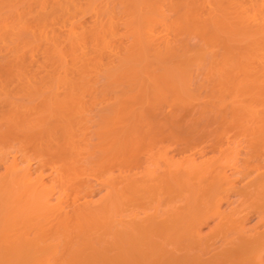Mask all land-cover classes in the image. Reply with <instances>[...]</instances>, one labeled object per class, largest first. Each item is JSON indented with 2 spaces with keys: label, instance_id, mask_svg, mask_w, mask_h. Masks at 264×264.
<instances>
[{
  "label": "bare ground",
  "instance_id": "1",
  "mask_svg": "<svg viewBox=\"0 0 264 264\" xmlns=\"http://www.w3.org/2000/svg\"><path fill=\"white\" fill-rule=\"evenodd\" d=\"M0 81V264H264V0H0Z\"/></svg>",
  "mask_w": 264,
  "mask_h": 264
},
{
  "label": "rangeland",
  "instance_id": "2",
  "mask_svg": "<svg viewBox=\"0 0 264 264\" xmlns=\"http://www.w3.org/2000/svg\"><path fill=\"white\" fill-rule=\"evenodd\" d=\"M11 82H12L14 85H13ZM11 82H10V81H0V99H1L2 97H5L4 95H6V98H4V99L2 98V99L0 100V111H1V109H2V112L0 113V121H3V119H4L1 115H5V113L11 111V110H12V107H14L15 103H13V102H14L13 99H14V98H18V97H22L23 94H21V96H20V95L18 96V94L20 93V92H19V89H20V88H18V85H20L21 87H25V85H26L25 82L23 83V84H24L23 86H22V82H17V81H14V82H16V83H14L13 81H11ZM5 83H6V84H5ZM19 83H21V84H19ZM10 84H11V86H10ZM5 85H6V86H5ZM8 85H9V86H8ZM32 85H34V83H33ZM14 89H15V90H14ZM17 89H18V91H17ZM2 90H3V91H2ZM10 91H11V93L14 91L13 94H11ZM15 92H17V94H16ZM8 93H10V94H8ZM11 95H12L13 97H11ZM7 96H10V98H8ZM11 98H13V99H11ZM9 99H10V101H11V104L9 103V102H10ZM20 99H21V98H20ZM2 100H3V101H2ZM4 100H5V102H4ZM17 100L19 101V98H18ZM17 100H15V101H17ZM6 101H7V102H6ZM8 101H9V102H8ZM18 101H17V102H18ZM20 101H21V100H20ZM20 101H19V102H20ZM17 102H16V103H17ZM5 103H6V104H5ZM7 103H8V104H7ZM12 104H13V105H12ZM3 105H4L5 108L2 107ZM7 105H8V106H7ZM9 105H10V108H7V107H9ZM1 107H2V108H1ZM3 108L6 109V110H4ZM3 112H4V113H3ZM1 119H2V120H1ZM0 126H1V122H0ZM181 130L184 131V133H186V135H185V134H184V135H181V133L183 134V132H179V131H178V132H179V133H178L179 135L184 136V138H185L186 140H187V137L190 136L189 138H190V139L193 138V139H191V140H194V141H191L190 139H188L189 141H188V140H187V141H188V143L190 142L189 144L186 142L185 139H183L182 141H179V142H181V144H180V143H176V142H174V141H175L174 139H173V141H172L171 139H170L171 141L168 140L167 143H166V141L163 142V144L165 143L164 146H163V147H164V151L166 152V153L163 152L165 156L169 155V156H167V157H170V158L173 157V159H177V160H179V161H182L183 159H182L181 156H183L184 154H188L189 151H190V153H191V152L194 153L195 157H194V155H190V154H189V155H190V156H193L195 159H196L197 156H199V155H201V154H203L205 157H211V156H213V155H214V156H217L218 153H220V154H226V153H228V155H231V157L233 158V160H236V159H234V157H235V158L237 157V160H238V161H239V159H240V160H244V157H247V154H248V153L246 152V151H248V150H246V149H248V146H247V143H246V142H247V141H246V140H247V137L243 136V137L246 138V139L244 140V139H242L243 137H242L241 134H239V135H238V133L235 134V132L232 131V130L229 132L230 134H227V135H228V136L230 135L229 137H231V136H232V132H233L234 135H235V137L233 136L235 140H233V137H231L230 139H228V138H229V137H228V138H227L228 140H227L225 135H224L225 138H223L222 140H220L221 138L219 139V138H216V137L213 136V135L216 136L217 133H216V132H213L212 130H208V131L203 130V131H205L204 133H206V134L208 133V134H209V135H207L208 137L206 136V134L202 133L203 131H201V130L190 129V131L193 130V131H191V132L189 131V129H188V131H187L186 129H181ZM185 130H186V132H185ZM196 131H197L198 133H199V131H200L201 134L199 133V134H197L196 136H194V137H195V139H194V137H192V136H193L195 133H197ZM192 132H193V134H192ZM194 132H195V133H194ZM209 132H211V134H210ZM248 132H249V131H248ZM248 132H247V134H248ZM212 133H213V135H212ZM190 134H191L192 136H191ZM202 134H203V135H202ZM210 135L213 136V138H210V137H211ZM236 135H238V136H236ZM185 136H186V137H185ZM197 136H198L199 138H198ZM196 137H197V138H196ZM222 137H223V136H222ZM236 137H238V139H237ZM239 137H240V138H239ZM214 138H215L216 140H214ZM201 139H202V140H201ZM211 139H212V140H211ZM217 139H218V140H217ZM231 139H232V140H231ZM241 139H242L243 141H242ZM209 140H211V141H209ZM213 140H214V142L218 143L219 145L217 144V146H216V144L213 142ZM223 140H224V141L226 140L225 142L227 143V147H229L228 150H227L226 148H224V146H225L226 143H225ZM230 140H231V143L228 142V141H230ZM37 141H38V139H37L36 141H35V139H34L32 142H30V144H29V145H31V146H30L31 149H29V151H30L29 154H30V155H29V159L27 158V161H28V160H31V161H32V162H31V161L29 162V163H31V165H30L31 167H28V169L30 168L33 172L35 171V170H33V169H34V166H35L34 164L37 163V161H36V159L34 158V156L31 155V154H32V149H33V148H37V143H36ZM184 141H185L186 143H185ZM203 141H204V143H203ZM217 141H220V142H217ZM221 141H222V142H221ZM232 141H233V142H232ZM244 141H245V142H244ZM192 142H193V144H192ZM201 142H202V143H201ZM208 142H209V143H208ZM175 143H176L177 145H175ZM220 143H221L222 145H220ZM228 143H230V144H228ZM232 143H233V144H232ZM170 144H171V145H170ZM173 144H174V146H172ZM183 144H184V146H183ZM187 144L189 145L188 148H187ZM195 144H196V145H195ZM205 144H206V145H205ZM208 144H209V145H208ZM212 144H213V146H212ZM234 144H235V145H234ZM237 144H238V145H237ZM27 145H28V144H27ZM166 145H168L169 148H168ZM192 145H193V146H192ZM223 145H224V146H223ZM229 145H230V146L232 145L231 148H230ZM170 146H171V147H170ZM175 146H176V147H175ZM177 146H178V147H177ZM194 146H196V147H194ZM199 146H200V147H199ZM203 146H204V147H203ZM209 146H210V147H209ZM214 146H215L216 148H215ZM220 146H221L222 149L224 148V149L227 150V151L230 150V153H231V154H230L229 152L224 153L225 150L223 149V151H222L221 148H220ZM245 146H246V147H245ZM181 147H182L184 150H183ZM201 147H202L203 149H202ZM213 147H214V148H213ZM171 148H173V149H171ZM175 148H176V149H175ZM179 148H180V149H179ZM185 148H186V150H185ZM194 148H195V149H194ZM198 148L200 149V151H199ZM212 148H213V149H212ZM217 148H220L221 152H218L219 149H217ZM232 148H234V149H232ZM170 149H171V150H170ZM177 149L180 150V151H178ZM190 149H191V150H190ZM208 149H209V150H208ZM216 149H217V150H216ZM231 149H232V150H231ZM162 150H163V148H162ZM181 150H182V151H181ZM187 150H188V151H187ZM202 150H203V151H202ZM204 150H205V151H204ZM233 150H234V152H233ZM235 150H236V151H235ZM170 151H171V152H170ZM184 151H187V152L184 153ZM201 151H202L203 153H202ZM209 151H210V152H209ZM216 151H217V152H216ZM231 151H232V152H231ZM239 151H240V152H239ZM263 151H264V149H263ZM169 152H170V153H169ZM180 152L183 153V154H180ZM195 152H196V153H195ZM222 152H223V153H222ZM235 152H236V153H235ZM244 152H245V154H244ZM168 153H169V154H168ZM211 153H213V154H211ZM214 153H215V154H214ZM233 153H235V154H233ZM166 154H167V155H166ZM170 154H171L172 156H170ZM238 154H239V155H238ZM240 154H241V155H240ZM11 155H12L11 153H10L9 155H7L8 158H9V159H8L9 161H10V159L12 158ZM17 155H19V153H18ZM196 155H197V156H196ZM203 155H202L201 157H203ZM232 155H234V156H232ZM235 155H236V156H235ZM19 156H20V155H19ZM19 156H18V157H19ZM140 156L144 157L143 155H140ZM184 156H187V155H184ZM184 156H183V157H184ZM263 156H264V154H263ZM10 157H11V158H10ZM31 157H33L35 160H34L33 158H31ZM144 158H145V157H144ZM144 158H140L139 161L144 162V161H143ZM199 158H200V157H199ZM203 158H204V157H203ZM242 158H243V159H242ZM262 158L264 159V157H262ZM32 159H33V160H32ZM161 159H162V158H161ZM8 160H7V162H9ZM18 160H19V158H18ZM162 160H163V159H162ZM197 160H199V159L197 158ZM25 161H26V160H25ZM25 161H24L23 164H22L23 167L27 166V165H26L27 162H25ZM159 161H160V160H158V163H157V164H158V165H157L158 167H159V163L161 162V161H160V162H159ZM2 162H3V163H2ZM142 162H141V163H142ZM162 162H164V160H163ZM1 163L5 166L6 162H4V161H0V170H2L3 168L5 169V167H4ZM7 165H8V164H7ZM24 165H25V166H24ZM142 165H145V163H144V164L142 163ZM161 165H162V166H161ZM163 165H164V163H160L161 168L163 167ZM263 165H264V164H263ZM2 166H3V167H2ZM32 167H33V168H32ZM158 167L156 168L157 171H158L159 168H160V167H159V168H158ZM6 169H7V168H6ZM30 169L27 170V172H28V174H27V172H26L27 175H30L29 173L32 172ZM4 171H5V170L0 171V177H2V176H4L5 174L8 173V169L5 171V173H4ZM29 171H30V172H29ZM227 171H228V169H227ZM1 172H3L4 175H3V173L1 174ZM33 172H32V174H31V177H30V178H33V177H34L33 175L35 174V172H34V173H33ZM30 178H29V179H30ZM27 180H28V179H27ZM250 215H254V214H251V213L249 214L248 218H250V220H251ZM254 216H255V215H254ZM254 216H253V217H254ZM19 219H20V218H19ZM19 219L16 218V219H14V221L11 220L10 222H12V223L9 222L11 225H10L9 223L7 224L6 229L8 228L7 230H8L9 232H8L7 230H6L5 232H7L8 235H10V233H11L13 230L18 229V228L21 226L20 224H21L22 221H21V219H20V221H19ZM254 219H255V217H254L252 220H254ZM14 223H15V224H14ZM247 223H250V221L248 220ZM251 223H252V221H251ZM251 223H250V224H251ZM17 224H18V225H17ZM208 224L211 225V224H212V221H210ZM16 225H17V228H16ZM11 228H12V229H11ZM13 228H15V229H13ZM206 228H207V229H206ZM205 230H206V231L208 230V227H207V226L203 227L202 232H204ZM263 259H264V254H263Z\"/></svg>",
  "mask_w": 264,
  "mask_h": 264
}]
</instances>
